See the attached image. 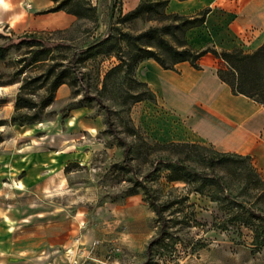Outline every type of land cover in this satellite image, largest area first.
<instances>
[{
	"label": "rangeland",
	"instance_id": "1",
	"mask_svg": "<svg viewBox=\"0 0 264 264\" xmlns=\"http://www.w3.org/2000/svg\"><path fill=\"white\" fill-rule=\"evenodd\" d=\"M13 1L19 7L18 10L24 7L28 16L14 28L4 11L11 4L7 0H0V45L9 38L16 39L23 32H35L52 45L60 40L68 45L54 48L55 58L48 65L27 67L23 73H19V70L22 66L20 58L27 51L25 46L12 47L7 51L6 58L0 59V119L6 121L0 125V197L12 202L13 208L17 209L16 223L22 222L29 214L57 208L58 211L73 209L79 217V224L80 219L84 218L81 227L85 224L107 227L116 225L117 221L114 216L109 217L105 213L117 209L127 198L134 197L132 199L143 203L142 214L153 230L152 235L134 249L123 246L118 239L108 241L109 244L107 241L94 240L98 241L96 245H93V241L78 245L75 252L86 247L81 256L83 264L88 260L93 264H109L115 258L119 261L112 264H264V244L254 243L255 233L251 227L229 220L227 210L211 200L208 193L192 191L191 186L184 182L167 180L169 168L166 163L187 158L188 148H169V145H165L168 141L160 137L156 128L154 132L135 122V116L140 120L146 119L142 111L136 114V102H133L131 95L146 89V86L129 82L125 72L121 71L112 76L103 88L104 76L118 62L117 58L102 54L85 61L80 58L82 51L89 44L106 37L114 24L119 23L124 29L139 32L156 22L145 18L118 22L125 13V0H82L85 5H95L97 20L76 16L69 25L58 27L43 23V19H48V15L40 11L44 6L35 9L26 0ZM51 64H56L58 68L75 69L79 76L76 85L63 83L56 90L53 102L43 110L25 108L20 111L22 116L36 114L34 123L22 126L12 124L10 119L15 113L22 79L26 75L45 73ZM44 94L45 90L41 88L34 96L39 100ZM78 107L85 108V115L102 119L103 125L95 135L90 136L88 131L73 134L75 130L68 126L70 116ZM132 125L137 127L135 135L131 134ZM107 141H111L107 143V148L91 149L94 153L87 151L91 147L89 144L101 145ZM178 142H196L201 145L204 155L213 149L211 144L202 141ZM21 151H27L30 155L28 164L23 167ZM39 161H44L40 162L42 167H37ZM70 161L74 162L69 163L61 174L67 178L64 184L54 187L43 180L39 182V178L59 171L58 168L49 171L47 166L50 162L58 163L61 168ZM197 167L202 171L210 170L205 166ZM217 172L224 181L233 180L224 194L251 197L252 191H242V183L232 179L230 173L223 170ZM25 178L26 181L22 183ZM141 183L155 193L160 201L188 195V201L173 206L175 209L182 206L183 211H165L168 219L179 220L185 219L186 213L195 211L194 218L189 221L170 222L173 235L170 242H176L173 249L158 244L149 250L150 243L159 235L160 224L145 199ZM85 187L91 189L88 198L79 193ZM257 205L264 209L263 200ZM97 209L101 213L94 217L93 213ZM202 242L205 243L203 247ZM100 243L106 248L103 258L98 257ZM164 243L169 244V237Z\"/></svg>",
	"mask_w": 264,
	"mask_h": 264
},
{
	"label": "crops",
	"instance_id": "2",
	"mask_svg": "<svg viewBox=\"0 0 264 264\" xmlns=\"http://www.w3.org/2000/svg\"><path fill=\"white\" fill-rule=\"evenodd\" d=\"M7 1L11 6L2 8L16 28L28 13L24 7L18 10L13 0ZM26 1L35 9L44 6L40 11L54 3L53 0ZM139 2L125 0V13ZM206 8L209 11L204 23L186 33L193 47L199 49L211 45L219 50L242 48L245 52H252L264 43V0H170L166 10L193 15ZM44 14L48 15V19L42 20L44 24L58 27L67 26L76 19V15L65 10ZM199 64L200 67L196 68L189 61H181L175 69H167L152 58L141 61L136 74L152 90L155 99L136 102V114L142 111L147 121L135 116V122L154 132L156 128L160 137L168 142L202 141L218 151L249 155L264 180V104L245 94L234 93L218 75L224 61L213 53L203 55ZM85 114L83 107L73 111L68 122L70 129L75 130L73 134L88 131L90 136L95 135L103 125L101 118ZM107 142L89 144L91 147L87 151L94 153L91 149L107 148ZM21 158L23 167L28 164L30 155L21 151ZM40 162L44 163L37 162V167L43 166ZM72 162L65 163L61 168L58 163L50 162L48 170L58 168L59 171L39 178V182L43 180L54 187L64 184L67 178L61 174ZM25 181L26 178L22 183ZM89 192L90 187H85L79 193L88 198ZM132 198L105 213L116 218V225L102 227L85 224L81 227L84 218L79 224V217L73 209L58 211L57 208L29 214L22 222L16 223L17 209L13 208L12 202L0 197V264H63L68 258V248L75 252L78 245L94 240L109 244L108 241L118 239L127 248H137L152 235L153 230L142 214L143 203ZM100 213L97 209L93 216ZM98 248V257L103 258L104 244L100 243ZM117 261L115 258L109 264ZM86 264L93 262L88 260Z\"/></svg>",
	"mask_w": 264,
	"mask_h": 264
},
{
	"label": "trees",
	"instance_id": "3",
	"mask_svg": "<svg viewBox=\"0 0 264 264\" xmlns=\"http://www.w3.org/2000/svg\"><path fill=\"white\" fill-rule=\"evenodd\" d=\"M54 5L42 10L50 12L65 10L77 17H85L97 20L96 7L91 3L85 5L82 0H53ZM170 0H140L139 4L132 10L121 15L118 22L133 21L138 18L154 20L156 24L139 32L124 29L121 24L112 25L110 32L103 39L89 44L82 51L81 60L97 57L100 54L111 57L115 56L118 62L113 65L105 74L103 88L107 86L108 80L124 71L129 82L142 84L146 89L131 95L133 102L146 99L153 100L155 95L147 84L136 77V68L145 59H155L162 67L175 69L176 64L181 61H189L196 68L200 67L199 59L206 53H213L221 58L224 64L218 69L219 77L227 82L232 91L236 94H245L264 104V43L253 50L245 52L242 48L232 50H219L211 45L203 48L193 47L186 37L189 29L200 26L204 23L208 8L203 9L193 15L180 13H169L166 10ZM25 46L27 51L20 58L22 66L19 73L25 72L27 67L36 65H48L50 60H54V48L68 46L63 40L53 45L42 39L35 32H24L16 39L9 38L0 45V59H5L7 51L12 47ZM78 72L70 67L58 68L56 64H51L45 73L38 76L26 75L22 79L20 90L16 97L15 113L11 117L12 124L29 125L36 121L37 116L25 114L22 116V109L43 110L48 107L55 98L56 90L63 84L76 85ZM44 88L45 94L39 100L35 98L36 92ZM6 121L0 119V125ZM137 133V127L131 126V134ZM108 144L111 141L107 142ZM165 145L169 148H188L187 158L169 160L166 163L169 168L167 180L169 182H184L191 186L192 191L210 196L229 214V220L237 221L249 226L254 231V242L256 245L264 244V209L257 204L264 201V180L254 167L251 157L234 152H223L212 149L207 154H203L201 145L196 142H176L170 141ZM197 156L196 158L193 156ZM188 160V161H187ZM190 161L196 162L195 164ZM197 166H205L209 171L199 170ZM218 170L230 173L234 180L242 183V191H252L250 198H240L228 191L233 180L224 181ZM145 194V199L152 207L159 222V235L150 243L151 251L154 245L164 244L169 249H173L175 241L170 242L173 236L170 227L173 223H181L184 220H191L195 216V211L184 215L185 219H171L165 216V211L171 209V213L183 211L182 206L173 208L175 204H183L188 201V195L181 196L169 201H160L159 197L153 193L144 183L140 184ZM191 206L193 204H190ZM189 205V206H190ZM169 235V236H168ZM169 237V244L164 240ZM205 243H201V247ZM145 264H150L149 262Z\"/></svg>",
	"mask_w": 264,
	"mask_h": 264
},
{
	"label": "built area",
	"instance_id": "4",
	"mask_svg": "<svg viewBox=\"0 0 264 264\" xmlns=\"http://www.w3.org/2000/svg\"><path fill=\"white\" fill-rule=\"evenodd\" d=\"M98 241H93V245H96ZM92 247L89 249L91 251ZM86 251V247L78 249L77 252L72 251V249L68 248L66 250L68 258L63 264H83L82 255Z\"/></svg>",
	"mask_w": 264,
	"mask_h": 264
}]
</instances>
